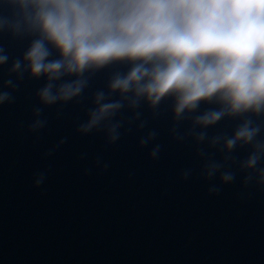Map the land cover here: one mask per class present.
Wrapping results in <instances>:
<instances>
[{
	"label": "water",
	"instance_id": "water-1",
	"mask_svg": "<svg viewBox=\"0 0 264 264\" xmlns=\"http://www.w3.org/2000/svg\"><path fill=\"white\" fill-rule=\"evenodd\" d=\"M0 14L11 16V9L0 5ZM28 42L0 32L9 57L0 65V91L11 96L0 104V264H264V185L245 183L249 171L239 167L250 146L225 153L222 144H209L231 136L239 118L197 127L206 134L197 142L191 119L176 123L168 99L155 110L143 103L122 109L114 142L103 128L82 134L94 93L107 92L110 76L127 65H109L79 97L45 106L36 95L43 78L9 71ZM6 80L15 88L4 87ZM36 108L45 124L31 130ZM252 119L264 138V117ZM149 132L154 138L141 146ZM209 163L222 165L212 177ZM222 172L234 179L222 183Z\"/></svg>",
	"mask_w": 264,
	"mask_h": 264
},
{
	"label": "clouds",
	"instance_id": "clouds-1",
	"mask_svg": "<svg viewBox=\"0 0 264 264\" xmlns=\"http://www.w3.org/2000/svg\"><path fill=\"white\" fill-rule=\"evenodd\" d=\"M0 5L11 9V16L0 14V32L29 41L9 71L17 78L25 72L43 78L36 93L42 105L67 103L81 95L96 72L114 63L127 65L110 76L107 92L94 93L80 133L103 128L114 142L121 127L114 118L122 109L143 103L155 110L168 99L176 123L191 119L197 142L206 139L204 131L195 132L197 127L239 118L231 136H214L209 144H222L225 153L250 146L239 167L249 171L245 183L264 185L262 125L252 119L264 117V0H0ZM8 59L0 47V65ZM4 87L15 85L6 80ZM10 99V92L0 91V104ZM201 104L215 107L199 111ZM40 111L34 110L31 130L45 124ZM154 136L149 132L141 146ZM158 152L156 145L150 156ZM221 167L207 164L206 175L212 177ZM39 176L36 185L42 183ZM233 179L231 172L220 174L222 183Z\"/></svg>",
	"mask_w": 264,
	"mask_h": 264
}]
</instances>
